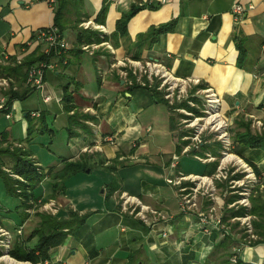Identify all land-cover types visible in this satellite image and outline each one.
Here are the masks:
<instances>
[{"label": "crops", "instance_id": "0c3cea01", "mask_svg": "<svg viewBox=\"0 0 264 264\" xmlns=\"http://www.w3.org/2000/svg\"><path fill=\"white\" fill-rule=\"evenodd\" d=\"M235 3L246 9L238 22L232 13ZM102 5L103 0H83L67 15L63 37L69 50L63 62L52 61L55 67L44 77L45 94L55 100L28 104L31 95H40L32 89L27 99L13 101L10 118L0 113V143L29 153L44 175L34 189L38 200L26 210L28 216L14 211L20 204L17 199L11 206L1 207L0 225L13 235V244L18 237L26 239L37 227L39 220L35 222L32 213L42 212L43 203L56 202L60 210L55 216L63 218L70 212L90 214L62 246L50 252L47 264H213L229 254H237L245 264H264V243L244 248L242 230L232 219L227 221L225 234L229 242L226 248H219L225 235L218 231L206 235L197 219L179 213L176 190L165 178L179 171L201 175L206 164L198 161L201 165L196 169L191 163L197 162L194 157L182 156V143L173 130L175 119L168 105L157 102L149 90L130 92L136 76L118 65L125 60H158L175 78L197 80L205 86L200 88L212 89L234 130L233 152L255 168L264 182V138L252 142L248 137L264 136L252 129L249 118L254 116L264 123V0H112L103 25L95 22ZM142 5L145 8L129 21L125 35L115 33L122 15L132 6ZM53 18L54 10L46 3L0 0V65H7L13 57L23 60L36 49L42 52L41 46L27 49L25 43L38 30L53 25ZM77 20L81 23L75 29ZM172 20L176 21L173 32L154 42L146 37L151 27ZM84 22L102 26L105 32L85 30L81 27ZM78 35L84 41L105 35L106 41L94 43L98 47L86 52L78 46ZM143 81L148 82L146 77ZM66 86L72 95L70 112L63 105ZM3 98L7 102L8 98ZM209 150L217 155L219 146L210 144ZM76 162L97 173L102 169L105 174L91 182L80 172L72 177L81 181L75 191L65 188L72 178L55 191L53 184L59 182L55 176L63 173L67 163ZM256 190L264 192L260 187ZM122 193L138 197L172 219L159 217L151 226L122 212ZM7 196L3 189L4 203L11 201ZM19 227L24 235L17 237ZM165 232L167 237L162 236ZM36 240L28 246L32 248Z\"/></svg>", "mask_w": 264, "mask_h": 264}, {"label": "built area", "instance_id": "2783aa9c", "mask_svg": "<svg viewBox=\"0 0 264 264\" xmlns=\"http://www.w3.org/2000/svg\"><path fill=\"white\" fill-rule=\"evenodd\" d=\"M36 2H42L49 5L51 8H53L58 0H34ZM163 3H166L168 0H161ZM246 12V9L241 4L235 3L232 8V13L234 16V19L236 22L241 20ZM81 27L85 30L88 29H94L99 30L102 33L105 32L104 27L98 26L94 24L93 22H84L81 24ZM104 44V43H103ZM27 49L34 48L37 46L42 47V52L46 55H48L50 52H55V54H66L69 50V46L67 41L64 39V37L61 36V33L58 28L54 27L53 25L40 29L37 32L34 33V36L31 37L26 43H25ZM105 45L109 48V50H112L111 46L108 43H105ZM98 46L96 44L88 45L82 47V49L86 52H93L94 49H96ZM5 60H9L8 55L3 56ZM21 59L18 60L20 63ZM118 65L122 67H126L131 70L134 76H136L135 81L139 83L142 86H146L147 83L143 81V77H146L148 81V86L153 87L156 86V89L158 91H164L167 92L164 95V99H167L169 101V105L173 106L174 100H176L175 103L181 104L182 102H187L190 106L195 107L194 102L191 100L192 98H198L201 99L203 102V107L205 110L203 113L205 114V117L195 118L194 121H191L192 119L184 120V122H188L189 124L193 123L194 133L196 135V139L204 132V130H207V126H204L203 128L199 129V125L201 122L205 121L206 124H209L212 127V131H215L216 133H219L218 140L222 143L223 146V157L221 159V167H219L218 171L216 170L212 176H206V175H183L181 173L175 174V178H167L166 183L168 185H173L174 189L177 193V200H178V210L179 213L182 214L183 217L186 218H195L197 219V224L199 225L200 231H202L204 234H211L213 231H218L221 233V235H225L228 231V226L224 222L225 212L227 209H237L242 205L244 208L250 206L248 203V199L246 198H240L238 201H234L232 203H229L226 205V197L229 194V188L227 187L224 194L225 196L223 198L216 195V189L217 187L214 184V181H218L220 179H223L224 181H230L229 183L237 184V188L241 189L240 191H235L234 193H238L239 196H248L249 193H247V190L244 187V180L245 178H239V179H230L231 177H234L235 173L238 172L241 168L245 171H249V174L252 176V178L249 176L246 178H251L252 184L254 187H260L261 189H264V182L262 181L263 176L258 175L255 173L254 169L248 164L244 163L245 161L239 157L231 153V150H233V142L230 139V136L228 135V123L227 120L224 118L222 104L219 96L210 88H199L194 94H189L187 91V88H191L193 86L198 87L200 85L199 81L197 80H191V79H178L175 78L170 74L168 69L158 60L150 59L146 62H140L135 60H125V61H119ZM55 63L53 62H40L36 65H33L27 72V79L25 82V85L31 89H33L36 92H39L42 96L44 103H49L55 97L49 94H45V83H44V77L46 75L47 70L54 69ZM123 76H127L126 72L122 73ZM7 81L8 79L1 78L0 79V85L2 86H8ZM6 87H4V90ZM176 87H181L180 93L175 94L174 89ZM6 102L3 98L0 103V113L4 112V115L7 118L11 117V113H6L7 108L5 107ZM199 108V107H195ZM6 110V111H5ZM178 111L185 112V108L177 109ZM187 112V111H186ZM202 113V116H203ZM187 116L191 117L193 112L186 113ZM251 120V127L252 129L259 135L264 134V123L260 120L255 118L254 116L249 117ZM215 133V134H216ZM196 147V146H195ZM189 147L185 149V152L188 150ZM209 157V161L213 160V158L210 155H207ZM233 161L236 162L239 165V167L230 174L228 178V171L227 169L222 168L223 163ZM176 165H173L172 167L175 168ZM228 168V167H227ZM40 172V171H39ZM17 177V176H15ZM21 181H23L22 178H19ZM190 180L194 182V184H190V186H185L183 182ZM201 180H207V190L206 192L200 193L199 188L200 185L197 184V182L201 183L203 181ZM210 181V183H209ZM206 182V181H205ZM253 187V188H254ZM233 188V187H232ZM20 192V191H19ZM210 192V194H209ZM204 194L208 195L209 199V207L206 211H203L201 209V205L199 203V198H202L201 196H205ZM247 200V202H246ZM33 202H31L32 204ZM39 204H42L41 202H38ZM204 205V203H202ZM119 206L122 210V212L127 213L131 216H134L135 218L143 221L144 223H147L151 226H153L156 222H158L159 217L162 220L169 221L172 219V217L167 216L165 214L159 213L156 210L152 209L148 205H145L138 197L131 196L127 193H122L120 196ZM228 206V207H227ZM46 207V209H45ZM227 207V208H226ZM250 208V207H248ZM246 208V209H248ZM42 212L44 211L47 214H51L55 216L59 212V206H57L56 202L50 201L48 203H43L41 205ZM233 220H238V222L241 221V223L244 225L243 232L247 235L245 239V244L243 245L244 248L250 247V243L257 239V236L254 234V228H253V220L254 217L247 214L243 217H237L233 218ZM252 220V221H251ZM152 221V222H151ZM167 232H169L167 230ZM163 233V237H167L169 233ZM4 234V236H7L0 239V246L2 249L7 250L9 248L10 239L12 240L13 235L6 231L1 225H0V237ZM16 234L18 236H21L23 234V227H19L16 231ZM3 237V236H2ZM237 255V254H236ZM237 257L233 256L230 259V264H236ZM44 264H47L46 262Z\"/></svg>", "mask_w": 264, "mask_h": 264}, {"label": "trees", "instance_id": "16d2710c", "mask_svg": "<svg viewBox=\"0 0 264 264\" xmlns=\"http://www.w3.org/2000/svg\"><path fill=\"white\" fill-rule=\"evenodd\" d=\"M111 1L112 0H103L102 8L99 11L95 21L96 23L102 25L105 23L108 4ZM81 2H83V0H58L57 4L53 7V26L59 29L62 37L63 32L67 26V15H70L73 11H76L77 6ZM144 8V5L132 6L130 11L127 14L122 15V17L117 21L115 33L125 35L127 30V24L129 23V21ZM80 23L81 20H77V22L73 25L74 28L78 29V25ZM175 27V20H172L165 24H161L159 26L151 27L146 33V37L153 38L152 41L154 42V40L159 36L173 32L175 30ZM104 36L105 35H102V37L97 36V38L95 39L88 38L84 41L82 38H80V35H78V46L79 48H82L84 47V44L92 45L94 43L99 44L101 42H105L106 37ZM239 52L240 56L244 54L240 47ZM66 54L57 55L55 54V52L52 51L48 55H46L42 53L40 49H36L34 52L30 53L23 60H21L20 63H18L17 59L13 57L9 60L7 65H0V76L13 80L10 90L4 93V96L8 98L5 105V107L7 108V111L5 110L6 113L10 112L11 104L13 103V101L25 100L30 96V94H32L33 90L25 86V82L27 79V72L33 65H36L43 61L49 63L54 60L63 62L66 58ZM14 87H16L15 90L13 89ZM200 87L205 86L200 85L196 88ZM140 89L151 91L155 100L157 102H165L171 112L178 106H170L168 102L163 98V94L161 92L157 91L155 88L149 87L148 85L142 86L140 84L133 83L132 86L129 87L130 92ZM63 90V105L64 108H66L67 112H70L73 107L71 105L72 95L68 91L69 86L64 87ZM181 106V108L184 107L191 112L199 114L197 109L191 108L187 104ZM173 124V130H175L176 124L175 122ZM248 137L249 140H251L252 142H260V140L264 138V136L258 135ZM179 141L181 142V140ZM183 143H185V141ZM11 146L12 145L4 146L3 142L0 143V188L4 189V192L8 195V198L12 197L18 199L20 204L14 209V211L19 214H26V216H28L26 210L31 209L33 207V204H31V202H37L38 200L35 197L34 189L40 184L42 180H44V175L39 172L40 169H37L29 153L19 148H12ZM179 148L181 150V146ZM8 160L12 162V165L10 167L7 164ZM216 166L217 163L206 164L207 169L205 173L201 175L213 174L216 171ZM85 169L86 167L83 163H67L63 169V173H58V176H55L57 179H59V182L53 184L55 191L59 189V186L62 185L65 180L72 178L80 172H83ZM254 171L256 174H260L255 168ZM12 175H15L17 177H13ZM241 177L242 175L240 174L236 175V178ZM19 178H22L23 181H21ZM113 191L114 190L109 191L108 197H110ZM238 198V195L231 196L229 199H227V203H232ZM250 201L251 208L249 210L244 207H239L237 209H227L225 212L224 222H227L229 219L243 217L247 214L253 216L254 234L257 236V239L250 243V247H253L257 244L264 243V192L256 190V192L250 198ZM89 216L90 214H84L80 216L78 213L70 212L67 218H63L62 216H53L51 214L38 211L36 212V217L39 220L37 227L32 230V232L26 239L18 237L15 233L18 238L13 242L12 248L9 251V255L19 262H29L31 264H44L45 261L50 259V252L53 249L62 246L68 236L73 231L79 229L85 224ZM24 220L25 219L23 218L20 221V224L23 223ZM242 233L244 232L242 231ZM245 236L247 235L243 234L242 238H246ZM34 238H37V240L35 245L31 248L28 246V243L31 242ZM228 239L229 236L225 235L223 240L220 244H218L217 247L226 248L229 242ZM1 256L2 253L0 252V257ZM232 256L237 257L236 264H245L240 260L239 256L236 254H229L226 257L221 256L222 260L219 261L218 259V262H213V264H230V259L232 258Z\"/></svg>", "mask_w": 264, "mask_h": 264}, {"label": "rangeland", "instance_id": "374dc122", "mask_svg": "<svg viewBox=\"0 0 264 264\" xmlns=\"http://www.w3.org/2000/svg\"><path fill=\"white\" fill-rule=\"evenodd\" d=\"M43 53V52H42ZM1 78H4V79H8V78H5V77H2V76H0V79ZM9 81H7V84H8V86L6 87L5 85L4 86H2V85H0V103H1V98L3 97V95H4V93L5 92H8L9 90H10V88H11V85H12V83H13V81L11 80V79H8ZM146 83V82H145ZM146 85H148V83L146 84ZM4 87H6L5 89H7V90H4L3 88ZM14 90L16 89V87H14L13 88ZM180 89H181V87H176L175 89H174V92H175V94H179L180 93ZM197 89H199V88H196V86H193V87H191V88H187V91H188V93L189 94H194L193 92H195ZM194 90V91H193ZM161 93L163 94V98H165L164 97V95H165V93H167V92H164V91H161ZM43 99H42V96L41 95H39L38 93L37 94H33V95H31L30 97H29V102H27L28 104L29 103H32V102H35V103H37V104H39V103H41V101H42ZM53 100H55V99H53ZM52 100V101H53ZM167 102H168V104H169V101L167 100V99H165ZM193 102H194V104H195V107H199V108H195V107H192V106H190L187 102H182L181 104H178V103H175L176 102V100H174V103H173V106L172 107H174L175 105H178L177 106V108H175L173 111H172V114H173V116H174V119H175V122H176V127H175V132H176V134H177V136H178V139L179 140H181V142L180 143H183L184 141H185V143H183V144H181V154H182V156H186V157H194V159H196L197 160V162L199 161V162H201V163H203V164H208V163H217V166H216V170L218 171V169H219V167H221L220 165H221V159H222V157H223V155H222V153H223V146H222V143L218 140V134L219 133H216L215 131H212V127L209 125V124H206V122L205 121H203V122H201L200 123V125L198 126L199 127V129L200 128H203L204 126H207V130H204V132L198 137V139H196V135H195V133L193 132L194 131V129L195 128H191V127H193L192 125H193V123L192 124H189V121L188 122H184V120H188V119H192L191 121H194V119L195 118H200V117H205L206 118V116H205V114L203 113V111L205 110V108L203 107V102L204 101H202L201 99H198V98H192L191 99ZM43 102V101H42ZM134 104V103H133ZM163 104V103H162ZM184 104H187L189 107H191V108H194V109H197V111L199 112V114H196V113H194L193 112V114H192V116L191 117H189V116H187L188 114H186V113H188V109H186L185 110V112H181V111H178L177 109H180L182 106L181 105H184ZM135 105V104H134ZM171 106V105H170ZM162 107H165V105L163 104L162 105ZM184 108V107H183ZM187 111V112H186ZM189 112H191V111H189ZM202 113H203V116H202ZM224 118H225V116H224ZM2 119V117H0V120ZM3 119H5V117H3ZM226 119V118H225ZM2 122H6V120H2ZM195 122V121H194ZM228 123V122H227ZM228 125H229V123H228ZM227 131H228V135L230 136V139L232 138V133H233V129H231L230 128V125H229V127H228V129H227ZM216 133V134H215ZM232 141V140H231ZM210 144H212V146L213 147H215V148H218V146H219V150H218V154L217 155H214L210 150H209V146L208 145H210ZM196 146V147H195ZM187 147H189L188 148V150L185 152V149L187 148ZM231 153H233L234 155H236L234 152H233V150H231ZM207 155H210L212 158H213V160H208L209 159V157H207ZM237 156V155H236ZM9 162H10V160H8L7 161V164H8V166L10 167L11 165H9ZM195 160H193V161H191V163H193L194 165H195V168L196 169H198L199 167H200V163L198 162L197 163ZM244 163H247L246 161L244 162ZM186 162L185 161H182V165L183 166H186ZM176 165V164H175ZM239 165L240 164H238V163H236V162H233V161H228V162H225V163H223V166H222V168H221V170L223 169V168H225V169H227V171H228V178H229V176H230V174L234 171V169L236 170L238 167H239ZM117 167V166H116ZM177 167V166H176ZM228 167V168H227ZM195 169V170H196ZM105 171H102V169H99V175H98V173L97 172H95V170L93 169L92 171H90V166L85 170V171H83V172H81V175H82V177H85L86 179H87V181H91V182H94L97 178H98V176H99V178L101 179V177L102 176H100L101 174L100 173H104ZM235 172V171H234ZM248 172L249 171H244L243 170V168H241L238 172H236L234 175V177H231L230 179H235L236 178V175L237 174H240V175H242V177L241 178H245V182H244V187H246L245 189L247 190V193H249V195L248 196H239V194L238 193H234L235 191H240L241 189H239V188H237V184H233L234 186H232V184H230L229 182L230 181H224L223 179H220V180H218V181H214V184H215V186L217 187V191H216V195H218L219 197H221V198H223L224 196H225V194H224V192H225V190H226V188L228 187L229 188V194L227 195V197H226V205H228L229 203H227V199H229L231 196H234V195H238V199H240V198H247L248 199V203H250L249 205L250 206H248V207H250L251 208V201H250V198L253 196V194L255 193V190H256V187H254V185L252 184V181H251V178H252V176L249 174V176L251 177V178H246V176L248 175ZM177 173H181V174H183V175H191V176H195L194 174H185V173H183V172H177ZM105 174V173H104ZM204 175H206V176H212L213 174H211V175H209V174H204ZM249 176H247V177H249ZM167 178H175V174H169L168 175V177H166L165 178V181H166V179ZM117 179V176L116 177H114L112 180H116ZM236 179H239V178H236ZM201 181H203V182H201V183H199V182H197V184L198 185H200V188H199V191H200V193H203V192H206V190H207V180H201ZM206 181V182H205ZM81 181L79 180V179H77V178H72L70 181H67L66 182V186H65V188L67 189L68 188V192H70V193H72L73 191H75L76 189H77V184H79ZM114 183H115V181H114ZM183 183H185L184 185L185 186H190V184L192 183V184H194V182H192V181H190V180H187V181H185V182H183ZM209 183H210V181H209ZM64 184H65V182L62 184V185H60L59 187H63L64 186ZM102 184V183H101ZM168 185V184H167ZM170 187H172L173 189H174V186L173 185H169ZM233 187V188H232ZM254 187V188H253ZM70 189V190H69ZM102 188H100L99 187V193H101L102 192ZM175 190V189H174ZM2 191H3V189L2 188H0V214H2V206L4 205V206H7V205H10L11 206V204L12 203H14L15 201H17V199H15V198H12V197H10V202H8V203H4V201L2 200V197H1V195H2ZM209 194H210V192H209ZM205 196H201L202 198H199V203H200V205H201V209L203 210V211H206L207 210V208L209 207V197H208V195L207 194H204ZM238 199H237V201H238ZM7 201V200H6ZM246 202H247V200H246ZM202 203H204V205L202 204ZM240 207H244V206H242V205H239ZM120 207V206H119ZM228 207V206H227ZM226 207V208H227ZM248 207H246V208H248ZM152 208V207H151ZM250 208H248V210L250 209ZM45 209H46V207H45ZM121 209V208H120ZM153 209V208H152ZM233 209V208H232ZM45 211V210H44ZM43 211V212H44ZM32 215L34 216V221L36 222L37 221V217H36V214L35 213H32ZM182 215V214H181ZM1 216V215H0ZM20 217H22V216H20ZM2 220H5V219H2ZM252 221V220H251ZM231 222H234L235 224L237 223V225H239L240 226V229L243 231V227L242 226H244L242 223H241V221L240 222H238V220H233V221H231ZM253 222V221H252ZM226 224H227V222H225ZM85 229V228H84ZM240 230V231H241ZM241 231V232H242ZM82 232V230L80 231V233ZM24 233V232H23ZM243 234H245V232L243 233ZM242 234V235H243ZM24 235V234H23ZM246 235V234H245ZM3 236V237H2ZM1 237H0V239L1 238H3L4 239V237H6L7 238V236H4V234L2 235ZM246 237V236H245ZM243 239V242H245V239L246 240H248V238H242ZM10 241V243H9V248L7 249V250H4V249H2V247L0 246V252L2 253V256L0 257V264H31V263H29V262H19V261H17V260H15V259H13L10 255H9V251L11 250V248H12V240L10 239L9 240Z\"/></svg>", "mask_w": 264, "mask_h": 264}, {"label": "water", "instance_id": "95a60500", "mask_svg": "<svg viewBox=\"0 0 264 264\" xmlns=\"http://www.w3.org/2000/svg\"><path fill=\"white\" fill-rule=\"evenodd\" d=\"M158 7V5H156V8Z\"/></svg>", "mask_w": 264, "mask_h": 264}]
</instances>
